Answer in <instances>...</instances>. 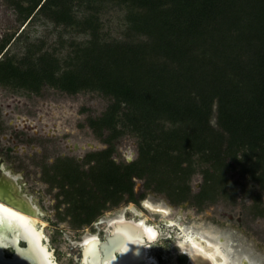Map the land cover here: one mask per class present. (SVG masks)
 I'll return each mask as SVG.
<instances>
[{"label": "trees", "instance_id": "16d2710c", "mask_svg": "<svg viewBox=\"0 0 264 264\" xmlns=\"http://www.w3.org/2000/svg\"><path fill=\"white\" fill-rule=\"evenodd\" d=\"M3 2L24 29L44 19L74 37L60 34L50 46L21 32L23 50L11 53L18 32L5 34L1 86L109 100L101 115L86 120L106 148L88 155L86 172L64 160L50 176L72 226L90 224L108 204L133 197L137 181L173 205L190 201L202 210L234 200V171L259 186L260 194L246 193L253 216L264 218V0ZM111 11L120 17L116 35L103 19ZM126 135L137 138V158L117 162ZM198 171L204 181L193 193L189 181Z\"/></svg>", "mask_w": 264, "mask_h": 264}, {"label": "flooded vegetation", "instance_id": "af4514ba", "mask_svg": "<svg viewBox=\"0 0 264 264\" xmlns=\"http://www.w3.org/2000/svg\"><path fill=\"white\" fill-rule=\"evenodd\" d=\"M52 91L55 92L53 89ZM19 94L23 92L0 85V204L11 207V212L35 216L38 220L36 233L42 232V239L41 243L36 242L35 237L32 239L29 227L9 226L3 223L0 226V264H91L89 260L93 258L90 255L93 250H95L93 255L97 256L100 264L102 257L100 248L105 242L108 231L112 232L116 229L123 233L125 239L127 236L130 237L121 228L122 225L135 230V237L130 239L136 242L133 247L136 253L139 252L140 257H137L134 264H189L191 255L184 251L186 247H189L193 253H196V248L202 249L204 255L211 258L215 264H264L260 245L252 244L251 234L244 227L240 226L235 230L228 227V230L223 232V225L219 227L220 233L213 235L214 233L206 231L196 232L189 222L187 227L179 226L177 224L180 220L179 215L175 217L176 222L173 219H165L167 210L149 201L147 191L144 192L141 187L138 190L137 185L133 197L127 195L116 207H110L108 204V208L102 210L90 224L80 228L72 226L69 216H66L67 204L64 203V197L60 195L58 185L51 183L50 176L56 175L58 168L65 165L59 163L64 160L76 161L73 167L86 172L90 167L87 162L88 155L100 150L78 143L73 146L67 144V153L57 154L52 160H49L48 154L44 153L45 147L37 152L38 147L35 143L40 137L54 139L64 133L60 131L57 123L52 127H49L50 124L40 127L43 123L42 116L37 118L31 107L18 97ZM43 144L47 146L46 143ZM74 153L78 156H74ZM32 168H35L37 172L35 174L39 178H31V175L35 176V174H30L31 172L28 173L27 170L30 171ZM24 176L28 177L27 180H37V183L45 187L44 193L47 191L52 194L57 218L53 225L69 223V226L76 230L77 234L74 238L64 239L65 243L69 242V245L66 243L68 245L66 250L61 251L58 246L54 248V244L59 240L55 237H47L46 228L40 220L44 216L40 204L41 191L38 190L36 195L27 194L25 186L28 181H23ZM122 204L125 207L118 210L117 208ZM188 205H192L190 201L179 204L181 208ZM192 206L197 210L196 206ZM3 217L1 215L2 219ZM230 219L232 220L233 217L231 216ZM175 248L179 251L176 252ZM121 252L117 251L116 259L109 262L119 263ZM109 262L106 264H110Z\"/></svg>", "mask_w": 264, "mask_h": 264}, {"label": "rangeland", "instance_id": "374dc122", "mask_svg": "<svg viewBox=\"0 0 264 264\" xmlns=\"http://www.w3.org/2000/svg\"><path fill=\"white\" fill-rule=\"evenodd\" d=\"M118 15L117 11H111L110 14L103 18L106 31L113 35L119 32L120 17ZM16 18L17 16L14 14L13 10L6 7L3 0H0V40L7 33L18 32L11 42L9 48L11 53H20L23 50V40H19L18 38L21 32L23 34L26 33L27 38L32 42L43 39L50 46L57 45L60 34L65 38L74 37L68 31L66 32L63 27H56L53 23L44 19H39L37 22L27 25L24 29ZM77 39L83 40V37H77ZM47 90L43 92L42 97L35 96L34 94L28 95L24 92L18 95V97L23 100L24 104L31 107L33 114L35 116L37 115V118L42 116L43 123L40 127H43L45 124H50L49 127H52L53 124L57 123L60 131L64 133V135H59L54 139L40 137L39 141L35 143L38 147L37 152L45 147L44 153L48 154L47 158L49 160H52L57 154L67 153V146H73L75 143L93 147L96 150L105 149L106 145L92 134V131L86 124V120L89 116L96 117L101 115L106 110L109 100L97 93H80L76 96H67L58 91L54 92L52 89ZM3 95L5 96L4 93ZM3 102L5 104L7 103L6 101ZM36 110L38 111L35 112ZM68 140H70V142ZM43 143H46L47 146ZM137 144L136 137L130 135L124 136L117 145V154H115L116 161L132 162L135 160L137 158ZM73 155L78 156L77 153ZM204 167H206V165ZM27 171L28 173L31 172L30 174H35L36 172L35 168ZM26 174L27 172L25 170V176H27ZM30 174L28 175L30 176ZM25 176L23 181H28V184L25 186V192L27 194L36 195L38 190L41 191L42 200L40 204L44 216H42L40 220L46 228L45 232L47 237H55L59 240L57 244H54V248L58 246L61 251L66 250L69 242H66L68 243L67 245L64 239L68 237L74 238L77 234L76 230L72 229L69 223H62L57 226L53 225L57 221V218L53 208L54 201L51 198L52 194L47 191L44 193L45 187L43 185L37 183V180H27L28 177L25 178ZM35 176L31 175V178H39L36 174ZM230 176L232 177V181L236 183L235 189L237 194L234 196L236 198L234 200L218 199L215 203L203 207L202 210L198 208L196 210L192 205H188L185 208H181L179 205H172L164 195L152 190L147 191V198L149 201H152L153 204L167 210L168 213L165 219H173L175 221V217L179 215L180 220L177 221V224L187 227V223L189 222L196 232L202 233V231H206L207 233H214L213 235H215L220 233L221 229L219 227L223 225V232H226L228 227H232L234 230L240 226L244 227V229L251 234L250 238L252 244L260 245V251L261 253L263 252L261 257L264 258V218L254 217L250 211V206L253 204L251 194H260V188L258 185L250 182L249 178L242 175L240 171L231 172ZM162 180H164V176ZM166 181H170V178L166 179ZM203 181L204 177L201 171L193 174L189 181L193 193L198 191ZM136 185L138 190H140V187L142 190V181H137ZM160 185L162 186L163 182ZM208 189L211 194L213 188L209 187ZM248 190L251 192L250 195L246 193L249 192ZM261 194L262 205L264 206V192H261ZM124 207L125 206L122 204V206L117 209L120 210ZM231 216L233 217L232 220L230 219ZM239 220L241 222H239ZM59 230H61V232Z\"/></svg>", "mask_w": 264, "mask_h": 264}, {"label": "water", "instance_id": "95a60500", "mask_svg": "<svg viewBox=\"0 0 264 264\" xmlns=\"http://www.w3.org/2000/svg\"><path fill=\"white\" fill-rule=\"evenodd\" d=\"M1 215L4 216L2 219ZM158 218V217H156ZM0 221L1 224L0 226L4 223L5 225H9V226H24V227H29L31 234H32V239L35 237L36 242L41 243V239H42V232H39L38 234L36 233V223L26 217H24L23 215H20L18 213L15 212H11L10 208H7L6 206L0 204ZM9 219H11V221H8ZM16 219L18 221H16ZM121 228L128 233V235H130V237H135L134 233L135 230H130V228L128 226H124L122 225ZM30 234V235H31ZM123 233H120L119 230H112V232L108 231L106 233V239L105 242L101 245V252L102 253V257H101V263L100 264H106V262H109L111 260H115V253L117 251H122L120 253V258L118 259L119 263L117 262H109L110 264H134V262L137 260V257L139 256V252L136 253L135 247H133L136 242L132 240V238L130 239L129 236L125 237L122 236ZM131 241V242H130ZM140 241V240H139ZM141 242V241H140ZM131 247H133L131 249ZM185 248V247H184ZM187 249H185L184 251H186L187 253H189L191 255V262L189 264H215V262L212 261L211 258L205 256L203 253H193L189 247H186ZM175 251H179L178 248H175ZM180 251H183L180 249ZM95 252V250H93L90 255L91 257H93L91 260H89V262L91 264H99V259L97 258V256H94L93 253ZM88 261V260H87ZM139 261V260H138Z\"/></svg>", "mask_w": 264, "mask_h": 264}, {"label": "bare ground", "instance_id": "6f19581e", "mask_svg": "<svg viewBox=\"0 0 264 264\" xmlns=\"http://www.w3.org/2000/svg\"><path fill=\"white\" fill-rule=\"evenodd\" d=\"M14 188H15V185H14ZM16 190V189H15ZM5 206V205H4ZM8 208V207H7ZM11 208V207H10ZM20 214V213H19ZM22 215V214H21ZM23 216L24 217H26V218H28V219H30V220H32V221H34L35 223H37V218H35V216H33V215H31V214H28V215H24L23 214ZM197 253H203L204 254V251H202V249H200V248H196V250H195Z\"/></svg>", "mask_w": 264, "mask_h": 264}]
</instances>
